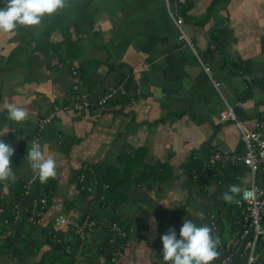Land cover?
Segmentation results:
<instances>
[{
    "label": "crops",
    "instance_id": "obj_1",
    "mask_svg": "<svg viewBox=\"0 0 264 264\" xmlns=\"http://www.w3.org/2000/svg\"><path fill=\"white\" fill-rule=\"evenodd\" d=\"M174 4L186 39L168 15ZM56 16L67 31L56 29L49 42L78 41L82 53L71 61L63 48L36 45L44 22ZM79 81L90 104L76 110L71 103ZM9 103L27 109L23 121L9 119ZM226 106L249 130L264 122V0H64L38 25L0 31V139L15 148V179L0 180L2 203L13 207L11 184L26 189L8 224L11 218L26 221L30 204L46 198L33 232L40 252L8 254L0 264L40 263L54 251L47 237L61 216L68 222L62 235L69 239L72 230L71 264H164L160 237L173 227L179 233L185 218L212 227L219 255L210 264H221L223 253L235 254L241 230L240 193L231 202L223 194L229 182L243 188L252 177L241 161L226 160L245 150L233 123L220 118ZM51 114V122L40 126ZM33 143L57 159L50 193L38 192L39 179L26 159ZM141 150L138 175L150 177L137 185L123 177L114 181L117 191L106 203L105 186L97 188L101 179L110 169L121 172ZM199 165L209 180H188V170ZM162 167L171 176L152 178ZM85 177L87 194L77 184ZM254 179L264 188V171ZM231 264H240L239 258Z\"/></svg>",
    "mask_w": 264,
    "mask_h": 264
},
{
    "label": "clouds",
    "instance_id": "obj_2",
    "mask_svg": "<svg viewBox=\"0 0 264 264\" xmlns=\"http://www.w3.org/2000/svg\"><path fill=\"white\" fill-rule=\"evenodd\" d=\"M64 6V0H3L0 3V31L14 32L18 26H33L41 23L45 15H52ZM8 117L15 122L26 118L27 109L15 103L8 104ZM15 152L12 144L0 139V180L15 179L11 158ZM35 174L42 182L57 175V159L49 154L45 157L42 146L33 143L28 147L26 158ZM240 184L229 185L223 194L226 201L236 200L242 191ZM164 264H210L218 255V237L208 224H197L185 218L177 233L169 228L160 237Z\"/></svg>",
    "mask_w": 264,
    "mask_h": 264
},
{
    "label": "trees",
    "instance_id": "obj_3",
    "mask_svg": "<svg viewBox=\"0 0 264 264\" xmlns=\"http://www.w3.org/2000/svg\"><path fill=\"white\" fill-rule=\"evenodd\" d=\"M3 0H0V3H2ZM55 18V16H54ZM50 20V19H49ZM60 20L56 16V20H53L52 22H44L42 26V30L40 32V39L38 41L35 40L37 47H40V44L45 41L47 43L48 48H52L53 51H58L60 49H64L65 54V61H71L73 59H76L79 55L82 53V48L80 47L78 41H71L69 38L65 41H61L57 43V45H53L51 42H49V38L51 36V33L54 32L56 29H59L61 31H67L66 28L63 27ZM33 34V33H31ZM41 49V48H40ZM44 49L42 48V51ZM69 68H72L70 65ZM78 69V68H77ZM79 70V69H78ZM79 78V77H78ZM80 82V81H79ZM83 84V81L79 83V86ZM129 89V88H128ZM127 90V88H126ZM145 155V151L141 150L140 152H137L136 155L133 157H129L124 161V169L119 172L115 169H110L108 173L106 174L104 179L97 180L101 183L98 185V189H103L104 186V192H105V202L108 203V201L113 200V193L114 190L117 191L116 188L112 189L114 186V181L120 180L122 177L124 178L126 183L129 184H138L142 181H144L146 178H149V175H138L141 167H142V161L143 156ZM188 180L193 181L195 177L202 178L205 181H208L211 175L209 174L208 170H204L203 166H198L195 171L192 172L188 170ZM224 174H226V171H223ZM171 176V173L165 171V169H155L152 173V178L155 179H167ZM208 179V180H207ZM235 179V177H234ZM85 182L83 183V181ZM197 182V181H196ZM207 183V182H205ZM78 188L81 190L83 194H87V187L85 184H87L86 177L85 179H78L77 180ZM197 184V183H196ZM53 179L49 178L46 182H42L39 180L38 182V192L44 191L45 193H50L53 191ZM231 183L229 182L228 188ZM2 188V187H0ZM9 190L12 192V196L14 199L13 204H16L18 201L23 199L25 197V187L24 184L19 183H13L9 186ZM97 197V196H96ZM95 197L96 200H99ZM102 202V201H101ZM32 206V204H30ZM32 208V207H31ZM237 208V207H236ZM239 212V209L237 208L236 213ZM10 216V211L6 210L3 214H0V258L3 256H6L10 254V256H19L23 252H29L30 254L37 255L42 245L35 241L33 238V232L36 229L37 223H32L30 221V218L32 217L34 221L39 220L40 216H35L31 213V209L28 210L26 213V221L23 220L20 223L16 224V221H13V218H11L9 224L8 218ZM7 220V223L5 221ZM66 227H52L51 234L48 235V240L50 246L54 249V251H57L58 253H55L54 251L51 252V254H46L40 263L38 264H71L73 259L69 257L70 253H66L65 244L60 243L64 241V236L62 235L61 231L64 230ZM50 229V228H49ZM72 230L68 233L69 239H67V243L72 246L74 243L71 240V234ZM68 238V237H67ZM59 242V243H56ZM67 250V249H66ZM61 252V253H59ZM70 252V250H69ZM60 254V255H58ZM9 256V255H8Z\"/></svg>",
    "mask_w": 264,
    "mask_h": 264
},
{
    "label": "built area",
    "instance_id": "obj_4",
    "mask_svg": "<svg viewBox=\"0 0 264 264\" xmlns=\"http://www.w3.org/2000/svg\"><path fill=\"white\" fill-rule=\"evenodd\" d=\"M174 7L173 10H168L169 16L174 19L175 24L180 30V39H186L181 30L183 19L178 14L175 4ZM71 74L74 77H80L79 70L74 66L71 68ZM79 87V83H76L73 86V91L78 97L73 100L71 104L76 110L82 107H88L90 104L87 98L79 93ZM108 98H110V95L102 97L98 101L99 105H104ZM240 104L241 103H238V105ZM55 110H57V108H55ZM219 115L222 121H230L233 123L235 128L239 131L240 140L245 147L244 153L241 156H226V160L230 163L241 161L243 166L247 167L252 174L250 183L242 188L243 190L240 192V197L235 202V205L240 210L241 214L240 219L238 220L241 225V230L232 245L235 254H232V252L227 254L223 253L224 259L221 264L233 263L235 256L239 258L240 264H258L264 257V244L260 246V248L258 246V242L264 240V188L256 183L254 175L259 171H264V122H258L254 130L245 128L242 122L237 118L233 106H226ZM53 117V114L49 115L40 126L51 122ZM217 156L218 155H216L215 158H217ZM4 196L5 190L0 188V214H3L6 210H12L15 212V209H13V203V207L10 209L2 203ZM45 206V197L37 199L32 203V208H30L31 213L35 216H41ZM30 221L32 223L38 222V220L34 221L32 217L30 218ZM5 223H7V220ZM67 224L68 222L62 216L56 218L54 221L55 227H64ZM227 248H229V246H227ZM259 250L262 251L261 254L258 253Z\"/></svg>",
    "mask_w": 264,
    "mask_h": 264
},
{
    "label": "rangeland",
    "instance_id": "obj_5",
    "mask_svg": "<svg viewBox=\"0 0 264 264\" xmlns=\"http://www.w3.org/2000/svg\"><path fill=\"white\" fill-rule=\"evenodd\" d=\"M168 15H169V11H168ZM237 198V197H236ZM69 219V221L71 222V218H68ZM74 222H76V221H73L72 223H74ZM110 223V222H109ZM95 226V221H93V227ZM111 227H116V225H114V224H111ZM65 235L66 234H63V236H64V238H66L65 237ZM57 243H59V242H57ZM60 243H63V244H65V247H67L66 249H65V252L66 253H69V244L67 243V239H64V241H62V242H60ZM53 252V251H52ZM55 253H58L57 251H54ZM59 253H61V252H59ZM58 255H60V254H58ZM69 257H71V255H68Z\"/></svg>",
    "mask_w": 264,
    "mask_h": 264
},
{
    "label": "bare ground",
    "instance_id": "obj_6",
    "mask_svg": "<svg viewBox=\"0 0 264 264\" xmlns=\"http://www.w3.org/2000/svg\"><path fill=\"white\" fill-rule=\"evenodd\" d=\"M258 253H259V254H261V253H262V251H261V250H259V251H258ZM260 261H264V257H263V258H262V260H260Z\"/></svg>",
    "mask_w": 264,
    "mask_h": 264
}]
</instances>
